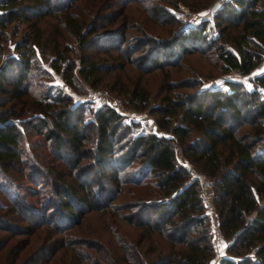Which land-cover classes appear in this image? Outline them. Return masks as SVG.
Wrapping results in <instances>:
<instances>
[{
  "label": "trees",
  "instance_id": "trees-1",
  "mask_svg": "<svg viewBox=\"0 0 264 264\" xmlns=\"http://www.w3.org/2000/svg\"><path fill=\"white\" fill-rule=\"evenodd\" d=\"M23 1L0 0V54L7 27L26 23L25 32L14 41V52L0 62V94L5 95L0 100V107L4 108L0 110V231L4 233L0 239V264H102L99 258L85 262L91 257L78 248L55 258L61 248L50 240L53 233L41 247L31 246L23 258L20 255L29 246L27 239L8 250L4 248L9 239L29 236L41 226L62 232L79 224L88 211H103L114 195L103 181L119 184V173L134 163L130 191L143 187V192L130 200V225L141 231L135 241L130 239V252L121 248L119 259H109V263L212 264L214 252L199 183L188 179L186 169L178 163L176 141L186 159L212 179V202L219 226L229 239L225 249L228 256H223L219 264H264V204L257 200V196H264V93L255 88L245 92L232 81L226 82L229 90L175 92L178 88L195 87L198 81H171L164 70L167 65L178 64L176 50H172L175 47L187 53L188 41L194 50L199 42L209 48L232 28L236 29L228 38L232 46L223 42L214 46L220 69L248 74L264 52V0L222 4L213 16L216 25L223 21L227 24L217 28L219 35L215 38H206L203 33L205 21L199 27L182 28L164 40H155L141 30L142 39L132 46H123L129 27L125 20L112 29L105 28L117 21L122 7L119 12L101 15L104 20L100 22V9L94 6V0H83L89 5L81 15L77 0H30L29 4ZM131 1L135 0H113L122 5ZM214 1L208 3L212 5ZM149 8L153 17L168 13L158 4ZM45 16H52L58 25L74 34L80 50L78 73L92 87L98 85L102 71L109 72L114 67L90 58L87 48L92 45L108 43L107 50L121 52L129 64L143 73L160 70L163 94L150 111L159 116L156 123L161 132L144 130L133 135L131 131L140 120L122 124L124 115L106 105L95 109L91 119L81 121L80 106H70L71 98L63 89L56 88V94L48 88L36 95L30 92V76L39 63L36 47L43 54L50 49V65L62 73L68 85H74L75 61L68 56L71 48H60L57 40L44 35L38 20ZM166 16L168 21L173 20L172 15ZM138 51L143 52L133 58L132 54ZM251 81L258 88L264 86V72L254 75ZM128 92L134 108L142 111L149 107V94L140 80ZM17 104L21 107L16 108ZM176 115L179 122L172 124L171 118ZM23 127L49 144L53 159L60 166H41L29 150L20 148ZM90 130H94L92 138ZM163 130L171 132L172 137H165ZM86 142L92 148L86 147ZM24 171H28L24 173L25 184L18 181ZM94 174L103 179L97 182L96 189L92 184L96 182ZM44 181L49 184L50 195L38 205L28 201L40 197L33 186ZM154 231L162 235L161 248L150 241L144 245Z\"/></svg>",
  "mask_w": 264,
  "mask_h": 264
},
{
  "label": "rangeland",
  "instance_id": "rangeland-1",
  "mask_svg": "<svg viewBox=\"0 0 264 264\" xmlns=\"http://www.w3.org/2000/svg\"><path fill=\"white\" fill-rule=\"evenodd\" d=\"M23 2V4H29L30 0H25ZM77 2L80 3L78 15H81L85 12V7L88 6L89 3H86V1L84 2L83 0H77ZM93 2L94 6L99 7L100 9L98 12V15H100L98 21L100 22L104 20L101 15L114 11L119 12L122 7V14L118 17L117 21L112 24H106L105 28L112 29L119 24V22H123L121 20H125L129 24V27L126 31L128 37L123 46H132L133 44L139 43L142 39L141 36H143L141 30H144L155 40H164L170 38L182 28L188 29L195 25V27H199L201 22L206 21L207 24L204 26L203 33L206 38H215L219 35L217 28L227 24L225 21H223L220 26L215 24L216 20L213 16V11L210 8L211 3L209 4L208 0H135L125 5L113 2V0H94ZM221 3L224 4L225 2ZM153 4L163 6L167 10V14L173 16V20L168 21L166 19L168 17L166 16L167 14L153 17L149 8ZM19 23L17 24V28L16 24L12 23L6 29L5 41L0 54V62H3L6 57L14 52V41L25 32L24 30H26V23ZM38 23L42 28L44 35L57 40L60 48L63 45H67L71 48V51L68 52V56L75 61V78L74 85H68L62 77V73L55 71L49 63V58L52 56L51 50L49 49L43 54L40 53V47H36L35 53L39 63L37 67L33 68L32 76H30L32 82L30 92L36 95L35 93L43 92L48 88L51 94H56V88L63 89L65 94H68L71 98L70 106L76 104L80 106L81 121L91 119L94 110L101 106H112L113 98H118L123 102L124 110H127L126 112L132 116H137L138 119H143L142 121H146L151 127L155 126V129H152L154 132H161V130L157 128L156 123L159 116L150 111L152 106L159 104L160 97L163 94V73L160 70L143 73L136 69L135 66L129 64L121 52L107 50L108 43H96L97 45H92L87 48V55L103 65H113L114 67L109 72L102 71L98 85L92 87L78 73L80 67V64L78 63L80 50L77 47L74 34L62 24L58 25L52 16L42 17L38 20ZM235 31L236 29L229 28L227 32L228 34H223L222 38L216 41V44L223 42L231 47L232 44L228 38H230ZM49 44L52 45V42ZM206 45L205 42H199L197 43V50H194L189 42L186 41L185 46L188 48L190 47L189 52H182L179 47L172 49L176 50L178 64L174 66L167 65L164 69L169 73L171 81L177 82L185 79H196L198 81L195 87H182L175 89V92H191L203 88H222L224 90H229V86L226 82L232 81L240 85L241 89L244 91L255 88L264 93V86L258 88L251 81V78L254 75H260L264 72V52L262 53L261 61L248 74L243 75L235 70L228 72L221 71L217 53L214 49L215 45L209 48ZM148 46L149 45L145 46V49H147ZM142 52L143 51H138L133 53L132 57L135 58ZM137 80H140L141 85L148 92L150 98L149 107L142 111L137 110L132 106L128 92ZM63 84H65V87ZM4 97L5 95L0 94V100ZM25 98L29 101L30 94H27ZM9 104L10 103H8V105ZM56 106L58 107V104H56ZM20 107L21 104L16 105V108ZM22 107L23 110H26L29 106L27 105L26 108H24V106ZM3 109L4 108L0 107V110ZM31 113L32 111H30L29 114ZM120 120L122 124H128L131 119L129 115H124ZM8 121H11V119ZM171 121L172 124L179 122L178 116H173ZM141 122L132 129L131 134L135 135L144 130L150 131L149 126L144 123L141 124ZM90 132V138H92L94 130H90ZM163 132L171 134V132H167L166 130H163ZM128 134L130 135V132ZM85 145L88 148H92L91 143L86 142ZM19 146L20 148L29 150L41 166L49 164L60 166L58 165V162L53 159L52 150H50L49 144L45 142L41 136H37L31 130H28V128L23 127V131H21L19 136ZM174 149L178 163L182 166L187 165L188 167H191L199 177V179L196 180H198L199 183L200 195L206 185L204 180L210 183V190H212V179L186 159L182 153V147L179 142H175ZM86 160L90 159L88 158ZM86 160L82 161V163L86 162ZM135 167L136 163L119 173V176L121 177L119 184L111 183L108 179H105L107 181H103V179L99 178L96 174L93 175V178L96 180V182L93 181L92 183L95 189L98 186L97 182L103 181L106 183V186L109 187L111 193L113 192L114 194L109 203V207L103 211H88L85 213L79 224L69 227L62 232L54 231L47 226H41L29 236L17 235L7 241L4 250H8L10 249V246H14L19 241L27 239L29 241V246L20 255V258H23L25 254L32 249L30 248L31 246L34 248L41 247L43 243H45L46 238H49L51 235L50 233H53L50 240H54L55 244L61 248L55 253V258H60L62 252L70 251L72 248H78L91 257L86 259L85 262L91 263L93 258H99L102 264H110L109 259L118 258V254L122 251L121 248H127L130 252V239L135 241L138 233L141 231V229L130 225V211L132 210H130V200L143 192V187H136L130 191V172ZM65 170L70 171L66 168ZM27 172L28 171H24L21 175L22 178L18 181L25 184L24 173L26 174ZM123 178L127 179L123 181ZM189 178L190 175L188 174V179ZM33 188L39 192L40 197L37 199L36 197L29 198L28 201L36 203L37 205L50 195L48 192L49 184L45 181L42 185H35ZM1 198L0 195V199ZM257 200L260 205L264 204V196H257ZM154 217L155 216H153V218ZM3 234L4 233L0 231V239L3 237ZM149 241L156 244V248L164 246L162 235L156 231L152 232L148 239H145L144 245ZM228 243L229 239H226V242L223 244L224 248H226Z\"/></svg>",
  "mask_w": 264,
  "mask_h": 264
},
{
  "label": "built area",
  "instance_id": "built-area-1",
  "mask_svg": "<svg viewBox=\"0 0 264 264\" xmlns=\"http://www.w3.org/2000/svg\"><path fill=\"white\" fill-rule=\"evenodd\" d=\"M220 1L226 2V3L227 2L233 3V0H220ZM63 86L65 87V84H63ZM112 101H113L112 107L124 115H129L132 121H137L141 119V118L138 119L137 116H132L128 112H126L127 110H124V104L120 99L113 98ZM142 120L143 119H141L140 122ZM143 123L147 124L151 131L155 129L154 128L155 126L151 127L150 124H148L146 121L141 122V124ZM183 167L184 169H186L187 173L190 175V179H199V177L195 174V172L192 170L191 167H188L187 165H184ZM204 183L206 185L203 188L201 199H202V203L204 206V213L207 215L209 219L208 228L210 231V242H211V246L214 252L212 264H219L220 259L223 256H226L225 254H223L222 249L224 248L223 244L224 242H226L227 238L225 237L224 232L219 226V216L212 202V190H210V183L206 180H204Z\"/></svg>",
  "mask_w": 264,
  "mask_h": 264
},
{
  "label": "water",
  "instance_id": "water-1",
  "mask_svg": "<svg viewBox=\"0 0 264 264\" xmlns=\"http://www.w3.org/2000/svg\"><path fill=\"white\" fill-rule=\"evenodd\" d=\"M222 7V3L220 2V0H215L212 5L210 6L211 10L213 12H216L217 10H219ZM163 135L167 138L172 137V135L170 133H166L164 132Z\"/></svg>",
  "mask_w": 264,
  "mask_h": 264
},
{
  "label": "crops",
  "instance_id": "crops-1",
  "mask_svg": "<svg viewBox=\"0 0 264 264\" xmlns=\"http://www.w3.org/2000/svg\"><path fill=\"white\" fill-rule=\"evenodd\" d=\"M225 249H226V248H223V249H222V252H223V254H225L226 256H228V254L226 253Z\"/></svg>",
  "mask_w": 264,
  "mask_h": 264
},
{
  "label": "snow or ice",
  "instance_id": "snow-or-ice-1",
  "mask_svg": "<svg viewBox=\"0 0 264 264\" xmlns=\"http://www.w3.org/2000/svg\"><path fill=\"white\" fill-rule=\"evenodd\" d=\"M226 246V245H225Z\"/></svg>",
  "mask_w": 264,
  "mask_h": 264
}]
</instances>
